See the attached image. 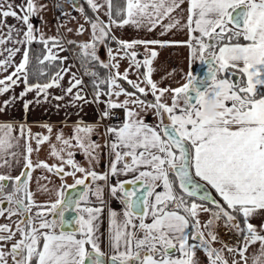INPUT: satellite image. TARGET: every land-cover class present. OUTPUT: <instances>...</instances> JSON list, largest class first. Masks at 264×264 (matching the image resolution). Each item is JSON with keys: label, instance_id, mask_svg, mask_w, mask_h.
I'll return each mask as SVG.
<instances>
[{"label": "snow or ice", "instance_id": "6c2138e0", "mask_svg": "<svg viewBox=\"0 0 264 264\" xmlns=\"http://www.w3.org/2000/svg\"><path fill=\"white\" fill-rule=\"evenodd\" d=\"M65 2L91 29L88 41L67 40V44L80 49L92 98L88 99L84 80L66 64L69 57L60 55L67 49L59 27L65 26L63 18L71 13L61 11L57 35H45L31 19L43 12L46 4L0 0V96H8L0 102V114L22 101L26 118L33 106L62 102L66 97L70 100L57 103L58 110L87 104L105 107L95 124H85L81 117L72 126L70 137L62 129L57 131L56 143L50 140L51 124L40 125L48 133L44 135L33 134L30 126L21 123L20 134L13 136L14 125L0 123V168L11 173L13 165L22 162L14 178L0 174V217L7 214L11 220L20 216L15 230L10 224H0V264H199L197 251L206 255L208 264H229L225 252L231 255V264H264V224L250 222L264 216V0H187L186 23H181L185 0H123V6L113 0H84L95 18L76 0ZM100 13L107 19H101ZM9 17L18 24H8ZM126 27L148 33L159 30L161 36L186 29L188 39L128 41L114 34ZM73 31L66 28L68 33ZM85 31L84 24L75 29L77 35ZM33 44L43 45L42 52L34 50ZM100 45L106 50V61L98 54ZM153 46L188 47L190 70L185 83L175 88L159 87L152 78L153 61L159 55ZM141 56L143 59L138 58ZM123 60L128 61V67L121 73ZM196 60L207 66L203 76L191 70ZM92 63L107 70L106 74L101 76L88 68ZM52 68L56 70L50 73ZM130 74L137 79H129ZM121 81L134 91L127 90ZM21 84L23 90L16 95L15 88ZM53 88L61 94H53ZM30 93H35L31 100L27 99ZM149 94L154 99L149 100ZM211 102L218 107L214 118L204 112ZM116 110H123L124 119L106 128L112 139L103 145L94 141L100 119L119 120ZM149 110L158 119L155 125L142 118ZM22 139L24 151L20 152ZM45 142L49 143V155L59 163L50 165L31 158ZM102 149L114 158L108 171L99 173L93 165L99 164ZM76 151L88 160V168L75 160ZM36 169L60 178L58 189L39 183L37 187L38 192L54 194L55 199L35 200L29 184ZM77 173L82 175L77 177ZM126 175L133 178L110 183L112 178ZM67 176L73 178V184L63 182ZM9 181L12 191L5 193ZM100 181L109 184L110 196L123 206L121 212L111 207L107 210V241L114 252L107 260L101 251L99 225L105 209ZM138 182V188L125 187ZM77 186L82 189L75 196L69 195L67 190ZM159 187L163 191H157ZM90 197L96 198L97 206H91ZM33 208L37 210L33 212ZM69 213L74 215H66ZM201 213L209 215L208 221L201 222ZM220 220L229 232L242 238L236 245L219 240L215 228ZM217 242L220 248L213 247ZM257 243L258 250L248 255Z\"/></svg>", "mask_w": 264, "mask_h": 264}, {"label": "crops", "instance_id": "0c3cea01", "mask_svg": "<svg viewBox=\"0 0 264 264\" xmlns=\"http://www.w3.org/2000/svg\"><path fill=\"white\" fill-rule=\"evenodd\" d=\"M14 4H20L21 0H12ZM39 3L41 4H46L47 8L38 14V16H34L31 19V22L36 28H39L40 31L44 32L45 35H57V29L58 26L60 25V17H61V11L64 13H71V16L65 17L64 19V25L65 26H60L59 27V35L65 38V48L67 49L64 52H61V56H67L69 57L68 61H66V64L72 65L71 71L77 73V76L81 77V71L78 68L77 62L75 61L73 54H72V49L71 46H74V49H79L76 45H69L67 44V40H75L77 42L80 41H88L91 37V29L90 26L85 24V21L83 17L80 15L78 11H75L70 3H66L65 0H39ZM59 4L61 5V8L58 9L56 8V5ZM77 4H82L84 7L88 8V5L84 2V0H77ZM187 0H185V3L182 5V8L184 9L183 17L181 19V23H186L187 20ZM89 9V8H88ZM90 10V9H89ZM91 11V10H90ZM93 18H95V14L91 11ZM174 15H179V13H174ZM74 16L76 19H71V17ZM101 19L106 20L107 17H105L102 13H100ZM45 23L41 22V18ZM8 24H18L16 20L13 18L9 17L7 19ZM79 24H84L86 31L81 34L77 35L75 33V29L78 27ZM23 27L22 25H18ZM66 28H71L74 31L71 33L66 32ZM114 34L124 40L131 41L133 39H159V40H169V41H186L188 39V33L187 30H173L166 36H161L159 35V30H155L151 33H148L144 30H136L131 27H126L123 30L115 31ZM241 42H243L241 40ZM11 46V45H9ZM113 49L116 48V45L112 43L110 45ZM156 47V50L158 51L159 55L156 58V60L153 61V68L155 69L152 78L158 82L159 87L162 88H175L178 86H181L183 83L186 82L187 78V73L190 70V51L188 47L186 46H172V47H166V48H159L158 46H153ZM80 50V49H79ZM139 51L143 52L144 49L142 46H139ZM7 53H5L6 55ZM101 60H107V53L103 45L99 46V52H98ZM139 59H143V57H138ZM15 62L19 63L20 60V54H18L15 58ZM201 62L199 60H196L194 63L191 64V70L195 74L199 66H201ZM128 67V61L123 60L120 62L119 66V71L123 73L125 68ZM12 69H9V72ZM141 73L144 71L143 68L140 69ZM107 72V70H106ZM129 79H137V76L135 74H130ZM85 83V81H84ZM63 84L65 87L68 85V76H65V79L63 81ZM127 84V83H126ZM86 85V83H85ZM124 86V85H123ZM128 87H125L129 91H134L133 89L130 88L129 85ZM23 90V84H21L19 87L15 88V93L16 95H19V93ZM53 94L55 95H60L61 92L59 89L53 88L50 90ZM86 94L88 96V99L92 98V92L89 89V87H86L85 89ZM10 95V94H9ZM35 96V93H30L27 96V99L31 100ZM8 96H0V102L3 100L7 99ZM102 100L107 99V97H101ZM120 100H123L124 97L121 96L119 98ZM149 100L154 99L151 94L148 96ZM70 100V97H66L64 101L62 102H57V101H52L51 104H41L40 106L36 107L33 106L31 110L27 113L26 118H25V113L23 109V102H17L15 107L10 109L9 112L5 114H0V123H8L11 122L14 125V130L12 132L13 136H18L20 134L19 132V125L21 123L27 124L31 128V132L33 134L35 133H41L44 135H47L46 129L41 127L40 125L42 124H51L53 125V132L51 134V143H56L55 141V135L57 131H60L61 129L63 130V133L66 137H70L72 135V126L82 117L83 122L85 124H95L98 121L99 118V112L104 109V104H87V105H81L77 108H72V107H61L59 110L56 108L57 103L61 104H67L68 101ZM167 102L170 104L171 99L170 96L167 100ZM79 112V115L76 113ZM142 118L149 124L155 125L158 123V119L154 116L151 110H149L146 113L142 114ZM124 119V113L122 110V118L118 123H122ZM101 120V119H100ZM165 122H168L165 120ZM116 124H106L103 125L101 122H99V127L97 128V133L92 136V139L94 141H98L100 144H104L105 141H110L112 137L108 136L105 132L106 128L111 125H116ZM24 143L25 141L22 139L20 141V152L24 151ZM33 148L36 147L35 140L31 141ZM50 147L49 143L45 142L43 143L39 151H34L32 153L31 158L35 160H42L47 162L48 164H53V163H59L54 157H51L49 155ZM102 158L99 162L98 165H93L95 167V170L99 173L107 172L108 169L110 168V164L112 159L114 158V155L108 154L107 149H102L101 150ZM75 160L81 165L84 166L85 168L89 167L88 160L85 158V156L80 152L76 151L74 154ZM14 170L9 173L8 168H0V174H5V175H11L13 178L19 174V172L22 169V162L20 166L13 165ZM70 170L66 167V171ZM143 170V169H142ZM82 174L77 173V177H80ZM38 177H47V179H39L37 180ZM133 177L132 175H126V176H120V177H115L112 178L110 183L115 184L117 179L119 180H131ZM65 184L69 185L74 183V180L71 176L64 177ZM90 181H86V183H89ZM38 183L40 185H47L50 189H58L61 185V180L58 176H56L53 173H49L46 170L43 169H36L33 174L32 181L29 184V190L32 191L33 193H36L35 195V200L39 203L48 201L50 199H55L54 194H49V193H43V192H38L37 187ZM100 184L103 185V200H104V213L102 220L100 222V229L103 234V239L101 243V251L104 253V256H111L114 254L113 250L109 247L108 241H107V236H108V208L111 207L113 210H116L118 212L122 211L123 206L119 202V199L113 198L110 196V188L109 184H105V182L100 181ZM94 186V185H93ZM12 191V182L9 181L7 187L5 188V193L11 192ZM157 191H163L162 187H159ZM214 191V190H213ZM215 192V191H214ZM180 193L177 191V195ZM119 195V193L117 194ZM19 198V196H17ZM2 199V198H0ZM91 199V206H97L98 201L96 200L95 197H90ZM191 202V201H190ZM6 207V205H4ZM37 209L33 208V212H35ZM20 216H13L11 220L8 219L7 214L5 216L0 217V224H10L12 229L15 230L16 223L15 221L19 220ZM199 219L201 220L202 223L208 221L209 215L207 213H201L199 216ZM146 222L150 223V219H147ZM256 226H259L261 224H264V216H257L250 221ZM221 226V225H220ZM219 227L216 225L215 231L219 232L220 230H217ZM228 230V229H227ZM59 231V229H57ZM217 232V234H218ZM140 237L143 236V233L138 234ZM222 236V237H221ZM219 240L223 241L224 243L234 246L237 243L238 238L235 234V232H229L226 237L223 236V234L219 235ZM19 237L17 236V239ZM213 247L220 248L221 244L219 242L214 243ZM259 244L257 243L255 246L250 247L248 251V255H251L254 251L258 250ZM177 256L179 253L176 254ZM225 256L229 260V264H231V255H229L227 252H225ZM196 258L199 261V264H208V259L206 255L202 251H197L196 253ZM239 259V257H237Z\"/></svg>", "mask_w": 264, "mask_h": 264}, {"label": "trees", "instance_id": "16d2710c", "mask_svg": "<svg viewBox=\"0 0 264 264\" xmlns=\"http://www.w3.org/2000/svg\"><path fill=\"white\" fill-rule=\"evenodd\" d=\"M113 3H114V4H119L120 6H123V0H113ZM84 8H85V10L87 11V14H88L89 16H92V17H93L91 11H90L87 7H84ZM32 47H33L34 50L42 52L43 45H40V44H33ZM79 51H80L79 49H73L72 54H73V57H74L75 61L77 62V65H78V68H79L80 71H81V74H82L83 77H84L83 79H84L86 85L89 87V89H90L91 92H92V88H91V86H90V78H89L88 76H85V75H84V67H82V65H81V61H80V57H79V55H78V54H79ZM33 63H35V60H33ZM87 67L90 68L91 70L97 71L101 76H104V75L106 74V70L103 69V68H100V67H99L97 64H95V63L88 64ZM55 70H56L55 68L50 69V73H51V72H54ZM31 82H32V83H35V82H36V79H35V78H32V79H31ZM41 82H43V81H41ZM121 83H122L125 87H128L127 84H126V82L121 81ZM178 192H179V191H178ZM212 193L215 195V197L217 198V200L220 199V197H219V196H218L213 190H212Z\"/></svg>", "mask_w": 264, "mask_h": 264}, {"label": "water", "instance_id": "95a60500", "mask_svg": "<svg viewBox=\"0 0 264 264\" xmlns=\"http://www.w3.org/2000/svg\"><path fill=\"white\" fill-rule=\"evenodd\" d=\"M76 3H77V0H76ZM206 71H207V66L202 63L201 66H199V68L195 72V74L198 75V76H203L206 73ZM165 123H167V122H165ZM69 185H71V184H69ZM125 187L129 188V189H131L133 187L138 188L139 187V182L137 183L136 186H133V185H130V184H126ZM81 189H82V186H77V189H68L67 192H68L69 195L75 196L76 192L81 190ZM212 195L215 197V195L213 193H212ZM66 215H74V213H69V214H66ZM109 257L110 256H104L105 260H107Z\"/></svg>", "mask_w": 264, "mask_h": 264}, {"label": "clouds", "instance_id": "9594fccd", "mask_svg": "<svg viewBox=\"0 0 264 264\" xmlns=\"http://www.w3.org/2000/svg\"><path fill=\"white\" fill-rule=\"evenodd\" d=\"M218 111V107L214 102L205 105L204 112L208 117H215Z\"/></svg>", "mask_w": 264, "mask_h": 264}, {"label": "built area", "instance_id": "2783aa9c", "mask_svg": "<svg viewBox=\"0 0 264 264\" xmlns=\"http://www.w3.org/2000/svg\"><path fill=\"white\" fill-rule=\"evenodd\" d=\"M82 77V76H81ZM83 79V78H82ZM84 80V79H83ZM116 115L119 117V120L115 119V118H111V119H101L100 122L103 125L106 124H116L117 122H119L122 118V110H116Z\"/></svg>", "mask_w": 264, "mask_h": 264}, {"label": "rangeland", "instance_id": "374dc122", "mask_svg": "<svg viewBox=\"0 0 264 264\" xmlns=\"http://www.w3.org/2000/svg\"><path fill=\"white\" fill-rule=\"evenodd\" d=\"M71 49L73 50L74 49V46H71ZM81 76H82V78H84L82 74H81ZM217 225L219 227L217 230H220L219 232L217 231L218 232V236L221 235V234H223V236L226 237L227 234H228L229 229L227 230V228L224 226L223 220L218 221L217 222Z\"/></svg>", "mask_w": 264, "mask_h": 264}]
</instances>
